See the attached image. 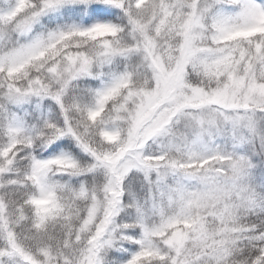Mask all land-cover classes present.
Returning a JSON list of instances; mask_svg holds the SVG:
<instances>
[{
	"label": "snow or ice",
	"instance_id": "snow-or-ice-1",
	"mask_svg": "<svg viewBox=\"0 0 264 264\" xmlns=\"http://www.w3.org/2000/svg\"><path fill=\"white\" fill-rule=\"evenodd\" d=\"M0 264H264V0H0Z\"/></svg>",
	"mask_w": 264,
	"mask_h": 264
}]
</instances>
